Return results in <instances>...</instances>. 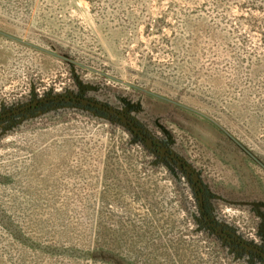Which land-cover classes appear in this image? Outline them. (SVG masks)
Segmentation results:
<instances>
[{
	"label": "rangeland",
	"instance_id": "obj_1",
	"mask_svg": "<svg viewBox=\"0 0 264 264\" xmlns=\"http://www.w3.org/2000/svg\"><path fill=\"white\" fill-rule=\"evenodd\" d=\"M245 245L264 251V0H0V264H264Z\"/></svg>",
	"mask_w": 264,
	"mask_h": 264
},
{
	"label": "flooded vegetation",
	"instance_id": "obj_2",
	"mask_svg": "<svg viewBox=\"0 0 264 264\" xmlns=\"http://www.w3.org/2000/svg\"><path fill=\"white\" fill-rule=\"evenodd\" d=\"M75 101H77V103L78 102H80V103H82L81 105H91V106H95V107H97V108H99V109H102L103 111H105V112H107L108 114H110V115H112L111 117L112 118H115V119H117V120H119V121H121L122 123H124L126 126H128L129 127V129L131 130V132L135 135V136H137L139 139H141V141L142 142H144V143H146V144H148V142H147V140H151L152 142H153V145H149L148 144V146L149 147H151V148H153V147H157L159 150L158 151H156V152H158V153H160L164 158L165 157H168V158H170V159H173V160H175L179 165H181L183 168H184V170L185 171H187L188 173H190L188 170H187V168H186V166L187 165H185L182 161H180V159L176 156V155H174V154H172L171 152H166V153H163L162 151H160V149H162V148H160L159 146H157L155 143H154V141H153V139H151L148 135H146L142 130H141V128L137 125V124H135L132 120H130V119H128V117H127V115L126 114H123V113H120V112H117L115 109H113L112 107H109V106H106V105H103V104H101V103H98V102H94V101H92V100H89V99H86V98H77V99H75ZM85 101H88V102H85ZM42 104H40V106H41ZM47 105V104H46ZM97 105H100L101 107H98ZM43 107V106H42ZM87 107V106H86ZM88 108V107H87ZM113 110V111H115L117 114H113V113H111V112H109L108 110ZM124 116L130 123H128V122H126L125 121V119H123V118H121V116ZM132 126H135L138 130H139V132L141 133V134H143L144 135V138L143 137H141L138 133H136L134 130H133V128H132ZM192 177H193V174H190ZM194 178V177H193ZM194 180V179H193ZM194 184H195V181H194ZM198 192L200 193V195H203V191H201L200 189H198ZM200 202H201V205H200V210H201V207L203 208V211H205V207H207L208 205H206L205 203L203 204L202 202V199H200ZM207 220H208V218H206ZM212 219V218H211ZM208 221H210V220H208ZM214 225V226H213ZM211 226L212 227H215L216 229H217V233L219 234L220 232H219V227H218V225L215 223V222H213L212 221V223H211ZM223 232V234H225V232L224 231H222ZM226 235V234H225ZM222 237H224V236H222ZM224 238H226V236L224 237ZM231 237H229V239H230ZM245 249H247L248 250V248H246L245 247ZM254 249H256V248H254ZM258 250V249H257ZM248 251H252V252H254V253H257V254H259V255H261L262 257H263V259H264V256H263V254H264V251H262V250H258V251H254V250H248Z\"/></svg>",
	"mask_w": 264,
	"mask_h": 264
},
{
	"label": "trees",
	"instance_id": "obj_3",
	"mask_svg": "<svg viewBox=\"0 0 264 264\" xmlns=\"http://www.w3.org/2000/svg\"><path fill=\"white\" fill-rule=\"evenodd\" d=\"M74 102H77V101H74ZM78 103H79V104H82V103H80V102H78ZM50 104L53 105L52 102H51ZM44 106H45V108L50 107L49 104L44 105ZM86 106H87L88 108H90L91 110H93V111L99 112L102 116H109V117L112 116V115L108 114L107 112L103 111L102 109H99V108H97V107H95V106H91V105H86ZM40 107H42V105H41ZM40 107H39V108H40ZM35 110H37V109H35ZM136 137H137V136H136ZM137 138H138V137H137ZM138 139H139V138H138ZM139 140L141 141V139H139ZM163 159H164L166 162H168L169 164L174 165L176 168H180L181 170L185 171L184 168H183L181 165H179L175 160L170 159V158H168V157H165V158H163ZM200 213H201V216H202L204 222H205V223L207 224V226L209 227V229H210L211 231H213L216 235H219V234L217 233V229H216L215 227H212V226H211V223H212V219H211V218H212V217H211V214H210V209H209V207H208V206L205 207V211H203V208L201 207ZM206 218H208V220H210V221H208ZM219 237L226 241V238H224V237H222V236H220V235H219ZM233 244H234V243H233ZM234 245H235V244H234ZM239 247H240V246H239ZM240 248L243 249V250H245V251H247V253L249 254V256H250L251 258L256 259V260H258V261L264 263V259H263V257H262L261 255H259V254H257V253H254V252H252V251H248V250L245 249V248H242V247H240Z\"/></svg>",
	"mask_w": 264,
	"mask_h": 264
},
{
	"label": "water",
	"instance_id": "obj_4",
	"mask_svg": "<svg viewBox=\"0 0 264 264\" xmlns=\"http://www.w3.org/2000/svg\"><path fill=\"white\" fill-rule=\"evenodd\" d=\"M85 102H88V101H85ZM98 107H101L100 105H97ZM108 110V109H107ZM109 112H111V113H113V114H117L115 111H113V110H108ZM121 118H123V119H125V121L126 122H128V123H130L123 115L121 116ZM131 124V123H130ZM132 128H133V130L136 132V133H138L141 137H143L144 138V135L143 134H141L140 132H139V130L135 127V126H132ZM147 142H148V144L149 145H153V142L151 141V140H147ZM160 151H162L163 153H166V151L165 150H163V149H160ZM186 168H187V170L189 171V172H192L191 171V169L188 167V166H186ZM194 176V175H193ZM194 179L195 180H197V178H196V176H194ZM214 226V225H213ZM221 234H223L222 232H221ZM224 236H226V237H228L227 235H225V234H223ZM245 247H247L248 249H250V250H254V251H258L257 249H254V248H251V247H249L248 245H245ZM263 256H264V254H263Z\"/></svg>",
	"mask_w": 264,
	"mask_h": 264
}]
</instances>
